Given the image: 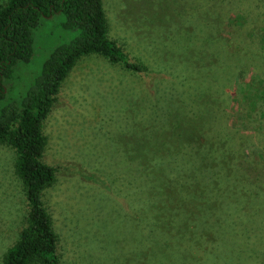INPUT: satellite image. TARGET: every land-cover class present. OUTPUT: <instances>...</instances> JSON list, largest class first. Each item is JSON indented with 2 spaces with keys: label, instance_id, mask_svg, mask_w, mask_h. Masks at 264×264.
Segmentation results:
<instances>
[{
  "label": "rangeland",
  "instance_id": "1",
  "mask_svg": "<svg viewBox=\"0 0 264 264\" xmlns=\"http://www.w3.org/2000/svg\"><path fill=\"white\" fill-rule=\"evenodd\" d=\"M103 5L109 36L147 67L81 58L44 123L60 264H264V0ZM64 21H42L11 96L75 36ZM16 158L0 145V264L29 211Z\"/></svg>",
  "mask_w": 264,
  "mask_h": 264
},
{
  "label": "trees",
  "instance_id": "2",
  "mask_svg": "<svg viewBox=\"0 0 264 264\" xmlns=\"http://www.w3.org/2000/svg\"><path fill=\"white\" fill-rule=\"evenodd\" d=\"M58 13L65 16L64 28L75 36L53 47L25 92L11 96L14 86L8 83L18 77L20 65L32 59L36 30ZM92 54L135 72L147 67L132 60L109 36L103 0H8L0 5V145L16 151L15 172L29 205L26 224L5 253L4 264H60L58 235L43 201L44 191L56 180V168L43 161L47 145L43 128L64 81L81 58ZM182 160L177 157L175 164ZM189 178L199 180L194 174ZM177 185L182 195L192 189L189 184ZM170 192L164 187L163 195L172 197Z\"/></svg>",
  "mask_w": 264,
  "mask_h": 264
}]
</instances>
